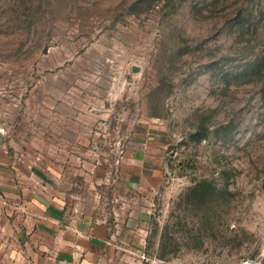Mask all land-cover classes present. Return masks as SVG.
<instances>
[{"label":"rangeland","instance_id":"rangeland-1","mask_svg":"<svg viewBox=\"0 0 264 264\" xmlns=\"http://www.w3.org/2000/svg\"><path fill=\"white\" fill-rule=\"evenodd\" d=\"M56 245L264 264V0H0V264Z\"/></svg>","mask_w":264,"mask_h":264},{"label":"crops","instance_id":"crops-1","mask_svg":"<svg viewBox=\"0 0 264 264\" xmlns=\"http://www.w3.org/2000/svg\"><path fill=\"white\" fill-rule=\"evenodd\" d=\"M149 222V214L148 212H137L134 215V221L132 226H137L140 231H144L148 227ZM92 222L90 225H88L87 222H85V219L82 221H79L76 225V232L78 234H89V240L93 241L95 243H99L101 240H103L104 231L100 229L99 231L93 230ZM92 246H100V245H56L57 249L55 253L53 254V262L54 264H90L87 259V256H90V251H87V249H90ZM81 253H85L84 256L81 255ZM81 256L84 257L81 259Z\"/></svg>","mask_w":264,"mask_h":264}]
</instances>
